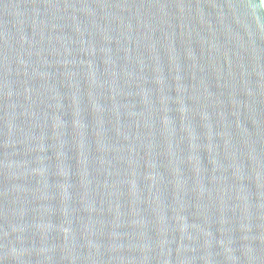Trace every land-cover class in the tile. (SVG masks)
I'll list each match as a JSON object with an SVG mask.
<instances>
[{
	"label": "water",
	"instance_id": "water-1",
	"mask_svg": "<svg viewBox=\"0 0 264 264\" xmlns=\"http://www.w3.org/2000/svg\"><path fill=\"white\" fill-rule=\"evenodd\" d=\"M0 264H264V0H0Z\"/></svg>",
	"mask_w": 264,
	"mask_h": 264
}]
</instances>
